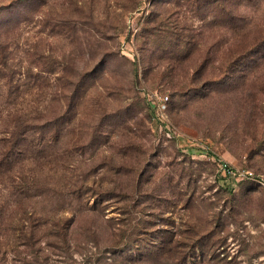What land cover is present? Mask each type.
<instances>
[{
	"label": "rangeland",
	"instance_id": "1",
	"mask_svg": "<svg viewBox=\"0 0 264 264\" xmlns=\"http://www.w3.org/2000/svg\"><path fill=\"white\" fill-rule=\"evenodd\" d=\"M212 1L0 0V139L29 123L44 144L0 167L10 264L29 236L47 264H264V186L217 167L264 178V48L219 80L264 36V0L234 28Z\"/></svg>",
	"mask_w": 264,
	"mask_h": 264
},
{
	"label": "trees",
	"instance_id": "2",
	"mask_svg": "<svg viewBox=\"0 0 264 264\" xmlns=\"http://www.w3.org/2000/svg\"><path fill=\"white\" fill-rule=\"evenodd\" d=\"M243 0H214L212 3L214 4H219L218 10L208 13L207 17L212 16L214 19V22H219L220 24L234 28L238 26L237 22V17L240 18V16L237 15V9L238 5L242 2ZM209 2V1H207ZM232 4V7L229 5ZM205 19V18H204ZM229 25V26H228ZM264 48V36L261 38L256 39L252 44H250L248 47H246L243 51L238 52V53H230L227 55H224V64L221 66V74L219 75V80H227L230 82L236 81L237 78L239 77L238 71H234V66L237 65L238 63L242 62L244 59L247 57L251 56L253 53H256L259 49ZM191 53L189 52L185 56L191 57ZM203 64L201 65L200 68H197L196 74L201 75V72L204 69V63L207 61L206 59L203 60ZM236 73V75L234 74ZM19 121L15 120L14 122ZM58 121L54 124L53 132L52 134L53 137L58 138L57 136L61 133L59 130H55L56 125ZM42 128L39 125H33L29 123H21L20 125H14V130L7 131V136L9 138H2L0 139V167L2 166H13L14 165V160L16 156H25L24 151L26 149H29L33 146L39 147L41 145H44L40 138H36V136L40 135ZM38 144H37V143ZM6 172H11L10 169H8ZM5 172V173H6ZM235 182L238 183H245L246 181H251V180H239V179H234ZM234 182V183H235ZM254 183L247 182L246 185V190L249 191L248 194L252 193ZM75 216V215H74ZM63 231V229L58 230ZM24 230L21 231L23 233ZM21 237V236H20ZM28 242L25 244L26 248L23 251L16 252V256L13 258V261L15 264H47V259L46 257L43 256V253L41 251V248L37 247L38 242L33 240L32 236H29ZM66 239V237L64 238ZM202 241V240H201ZM154 246L158 245L157 243H152ZM200 245V242L196 243L195 250L198 249ZM164 244L158 245L157 249L153 250L152 252H149V254L154 255L159 253H167L165 252ZM201 246V245H200ZM216 244L212 245V248H216ZM177 248H185V246L178 244L176 246ZM203 249V246H201ZM57 249V248H55ZM138 249V248H137ZM201 251V250H200ZM8 254L9 251L1 250L0 249V264H10V261L8 259ZM218 257V256H217ZM186 260V258L182 259L183 261ZM187 261V260H186ZM222 260L219 261V264L221 263Z\"/></svg>",
	"mask_w": 264,
	"mask_h": 264
},
{
	"label": "built area",
	"instance_id": "3",
	"mask_svg": "<svg viewBox=\"0 0 264 264\" xmlns=\"http://www.w3.org/2000/svg\"><path fill=\"white\" fill-rule=\"evenodd\" d=\"M168 101H169L168 96L159 97L158 101L156 102V105L154 106L156 121L163 120L167 109ZM203 156L210 159L209 152L207 151H205ZM217 167H218V173L228 180H234V179L251 180L256 182L257 184L264 186V178L258 176L253 170L249 168L236 166L232 162L226 159H220L217 162Z\"/></svg>",
	"mask_w": 264,
	"mask_h": 264
}]
</instances>
